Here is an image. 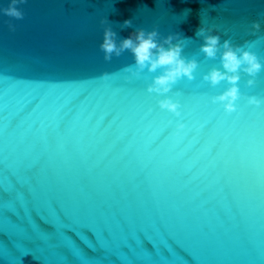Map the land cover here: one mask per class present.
Wrapping results in <instances>:
<instances>
[{
  "label": "water",
  "instance_id": "95a60500",
  "mask_svg": "<svg viewBox=\"0 0 264 264\" xmlns=\"http://www.w3.org/2000/svg\"><path fill=\"white\" fill-rule=\"evenodd\" d=\"M20 8L23 20L0 14V228L20 235L33 210L52 222L65 214L92 227L96 239H83L104 252L86 258L58 226L31 249L0 243V264H61V240L85 264H172L170 241L186 249H177L186 264H264V71L253 87L242 74L237 110L226 113L212 98L227 83L203 80L220 61L199 52L196 34L215 26L221 43H247L264 64V0H28ZM102 19L121 38L156 28L187 40L194 79L167 97L149 94L159 72H125L134 65L128 52L106 62ZM125 20L132 27L121 30ZM165 98L181 104L180 117L159 108Z\"/></svg>",
  "mask_w": 264,
  "mask_h": 264
},
{
  "label": "clouds",
  "instance_id": "9594fccd",
  "mask_svg": "<svg viewBox=\"0 0 264 264\" xmlns=\"http://www.w3.org/2000/svg\"><path fill=\"white\" fill-rule=\"evenodd\" d=\"M28 0H10L7 7H0V14L10 18V20H23L24 12L20 8ZM103 27L102 43L99 45L103 53L104 60L110 62L113 57L119 58L128 52L134 59V65L124 68L133 77L139 78L145 70L149 74L159 72L154 75L151 84L147 88L149 94L167 97L172 88L182 79L189 81L194 79V73L199 65L195 59H188L184 55V48L187 40L181 39L177 34H169L162 37L158 29L147 31L137 28L127 37L121 38L117 32L113 31L107 19L100 21ZM109 25V26H105ZM9 31L14 32L16 26L8 22ZM132 27L130 20H125L121 25V30ZM251 28L259 31L260 24L253 22ZM218 29L213 27H201L197 30V36L202 39L199 52L208 60L220 61V68L213 67L203 80L210 86L216 87L222 82H226L228 87L222 94L212 98V103L223 105L224 111L228 114L235 112L236 103L241 99V92L238 83L242 74L249 77L246 86L253 87L256 84V77L264 71V64L259 57L251 51L245 50L244 46L234 45L230 40L221 43ZM248 104L259 107L261 101L255 96L246 97ZM180 104L173 102L170 98L159 101V108L162 111L172 113L176 117L181 116ZM184 125L179 124L177 130H183Z\"/></svg>",
  "mask_w": 264,
  "mask_h": 264
},
{
  "label": "snow or ice",
  "instance_id": "6c2138e0",
  "mask_svg": "<svg viewBox=\"0 0 264 264\" xmlns=\"http://www.w3.org/2000/svg\"><path fill=\"white\" fill-rule=\"evenodd\" d=\"M175 95H180V93L177 92ZM241 115L242 114H238L237 119H239ZM9 215L13 222H17L18 218L15 213H9ZM28 215L31 217V222L27 223V226L23 229V233L20 235L10 234L8 231L0 228V243L7 245L13 252H18V244L24 248L31 249L33 248L32 246L36 247L37 245L43 243V241L40 239V235L43 234L51 236L58 231V226L59 231H61L63 234V237H67L68 239L72 240L73 244L81 249L82 255L86 258L95 257L104 252V249L102 248H94L85 243L83 237H87L89 240L93 241L96 239V233L93 231L92 227L87 224L77 223L72 220L71 217L65 214L62 216L61 220H56V222H52L50 219H48L47 213L45 214L35 210L28 213ZM37 220L47 225V228H40L37 224ZM33 225L35 227H33ZM69 233L72 235L69 236ZM140 244L148 251H152L155 247L152 241L147 237H143L140 241ZM177 249H180L181 251L186 250L180 243H177L176 241H170L169 244L164 248L165 255L170 258L172 264H186L185 261L180 259L179 255L177 254ZM55 251L64 257L61 264H69L70 261L71 264H85V261L79 256H76L72 247L64 243L63 240L57 243ZM26 255H32V253L25 252L22 253L20 257ZM33 258L36 259L35 257ZM18 264H22V259H19Z\"/></svg>",
  "mask_w": 264,
  "mask_h": 264
}]
</instances>
